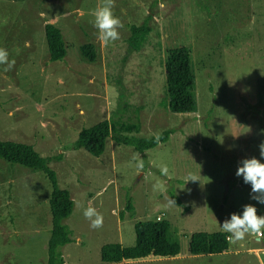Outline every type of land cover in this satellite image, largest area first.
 Listing matches in <instances>:
<instances>
[{"label":"rangeland","instance_id":"rangeland-1","mask_svg":"<svg viewBox=\"0 0 264 264\" xmlns=\"http://www.w3.org/2000/svg\"><path fill=\"white\" fill-rule=\"evenodd\" d=\"M102 3L0 0V48L15 61L9 71L0 65V139L33 145L70 191L66 264H111L102 261V247L134 245L135 224L162 213L180 255L114 264H264V252L251 251L264 247V237L248 235L222 254L189 250L192 234L223 231L220 224L243 205L264 215L251 186L235 175L240 160L261 159L264 141V0H115L123 28L107 46L91 15ZM147 19L150 33L130 50L131 27ZM47 23L63 32L62 60L50 58ZM84 44L94 45L95 60L82 54ZM180 46L192 52L193 112L169 106L167 51ZM103 120L125 136L172 133L144 152L112 138L100 156L74 148L82 129ZM189 174L199 181H188ZM51 193L46 173L0 158V264H48ZM89 206L103 215L102 228L84 218Z\"/></svg>","mask_w":264,"mask_h":264},{"label":"trees","instance_id":"trees-1","mask_svg":"<svg viewBox=\"0 0 264 264\" xmlns=\"http://www.w3.org/2000/svg\"><path fill=\"white\" fill-rule=\"evenodd\" d=\"M151 31L149 19L141 25H133L128 40L130 50H139L146 35ZM50 58L54 61L62 60L67 55V44L60 27L54 23L45 26ZM82 54L95 60L93 44L81 46ZM166 78L169 95V106L173 112L186 113L196 109L195 75L192 67V52L186 46L171 48L166 57ZM171 130L160 135L159 142L156 136L137 137L125 136L113 131V124L103 120L91 127L80 131L74 148H84L95 156H100L106 149L108 138L118 143L130 145L144 152L165 143ZM0 158L10 164H18L31 170H40L48 176L52 193L50 206L52 213V231L48 243V264H66L62 247L72 241V230L64 223L74 210V200L68 189L61 188L57 173L49 166L48 158L42 156L31 144L1 140ZM127 210H133L131 199L127 201ZM136 242L132 246L121 243H109L102 247V261L105 263H121L146 258H175L181 253V245L171 233L169 220L151 219L135 224ZM229 235L223 231L196 232L190 240V253L193 255L222 254L230 249L226 241Z\"/></svg>","mask_w":264,"mask_h":264},{"label":"clouds","instance_id":"clouds-1","mask_svg":"<svg viewBox=\"0 0 264 264\" xmlns=\"http://www.w3.org/2000/svg\"><path fill=\"white\" fill-rule=\"evenodd\" d=\"M115 7V0H103L102 5L97 6L91 15L94 17L93 26L98 30L97 38L102 45L107 46L109 42H115L120 39L118 29L123 28L121 20L114 16L112 9ZM27 43V42H26ZM0 65H6L4 71H9L15 65V61H9L8 52L4 48H0ZM156 141L159 142L160 136L156 135ZM260 158L256 157L244 158L238 162L235 175L242 177L243 182L251 186L250 198L256 200L260 204H264V141L259 144ZM138 167H143L142 163ZM162 175H168L167 166L160 168ZM188 181H199V179L189 174ZM158 185H154V188ZM260 193L261 195H254ZM175 205L173 199L168 200V206ZM241 213H232L231 219H226L221 225L222 230L229 235L226 241L235 245L243 241L246 236L251 235L260 239L264 237V215L257 214V208L252 204L243 205ZM83 216L90 222L92 229H100L103 227L104 217L97 210L89 206L84 209Z\"/></svg>","mask_w":264,"mask_h":264},{"label":"crops","instance_id":"crops-1","mask_svg":"<svg viewBox=\"0 0 264 264\" xmlns=\"http://www.w3.org/2000/svg\"><path fill=\"white\" fill-rule=\"evenodd\" d=\"M189 207H187V209H188ZM264 231V230H263ZM258 240H260V239H258ZM232 252V250L231 249H229L228 250V252ZM251 251H254V252H259V251H263L264 252V247H262V248H258V249H253V250H251Z\"/></svg>","mask_w":264,"mask_h":264},{"label":"built area","instance_id":"built-area-1","mask_svg":"<svg viewBox=\"0 0 264 264\" xmlns=\"http://www.w3.org/2000/svg\"><path fill=\"white\" fill-rule=\"evenodd\" d=\"M163 217H164V213H162L161 215H159L157 220H162Z\"/></svg>","mask_w":264,"mask_h":264}]
</instances>
